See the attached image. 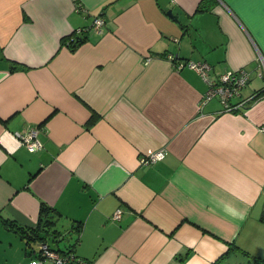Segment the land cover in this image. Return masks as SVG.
<instances>
[{"label": "crops", "instance_id": "obj_1", "mask_svg": "<svg viewBox=\"0 0 264 264\" xmlns=\"http://www.w3.org/2000/svg\"><path fill=\"white\" fill-rule=\"evenodd\" d=\"M95 16L101 30L71 49ZM169 53L247 69L231 99L244 104L199 109L206 82ZM262 90L264 0H0V264H50L1 220L35 227L41 202L70 234L57 248L91 264H212L231 246L220 264L264 257ZM30 127L42 149L17 138Z\"/></svg>", "mask_w": 264, "mask_h": 264}, {"label": "built area", "instance_id": "obj_2", "mask_svg": "<svg viewBox=\"0 0 264 264\" xmlns=\"http://www.w3.org/2000/svg\"><path fill=\"white\" fill-rule=\"evenodd\" d=\"M77 9L79 8L77 7ZM103 24L104 19L101 16H95L89 28H78L73 34L77 35L89 29L101 30ZM166 57L171 60L177 69L184 66L195 69L206 82L207 88L199 102V109L212 97L219 98L224 106V111L236 109L239 105L244 104L243 101L231 102L233 97L240 94L241 89L250 78V72L244 67L213 74L211 72L212 66L208 62L177 59L172 53L167 54ZM261 130H264V125L261 126ZM38 131V127H30L16 131L15 134L29 151H36L43 148V143L38 137ZM164 156L165 150L159 148L146 154H140L138 163L140 165H150L161 160ZM121 213L122 209L118 207L113 211L111 218L119 219ZM37 248L39 256L50 264H91V261L76 255L72 249L51 247L47 242H39Z\"/></svg>", "mask_w": 264, "mask_h": 264}, {"label": "trees", "instance_id": "obj_3", "mask_svg": "<svg viewBox=\"0 0 264 264\" xmlns=\"http://www.w3.org/2000/svg\"><path fill=\"white\" fill-rule=\"evenodd\" d=\"M200 10H201V6L200 4H198L197 11H200ZM82 40L83 38L81 36L72 33L65 37L64 42H66L67 45L70 46L71 49H74V47L77 44H79ZM257 94L258 95L264 94V90L257 92ZM93 120H94V116H92L88 120L87 124L91 125L93 123ZM59 217H61V213L58 210H56L53 207H50L44 202H41L39 206L38 221L35 227L21 225L12 218L2 217L1 220H2L3 225L7 229L15 231L20 237L26 239V245H28L29 247L30 242H33V241H36L38 243L47 242L46 235L49 230H50L53 240L56 241L57 237L60 235L61 232L53 227L56 225L57 219ZM259 220L264 222V207H262ZM75 227L77 228L78 231L80 230V224L76 225ZM235 247L231 246V249L228 248V250L224 254H222L219 258H217L212 264H220L222 261L226 259L230 250L234 249ZM241 251L243 254L247 256L246 264H264V257L258 256V255H251L245 250H241Z\"/></svg>", "mask_w": 264, "mask_h": 264}, {"label": "rangeland", "instance_id": "obj_4", "mask_svg": "<svg viewBox=\"0 0 264 264\" xmlns=\"http://www.w3.org/2000/svg\"><path fill=\"white\" fill-rule=\"evenodd\" d=\"M53 228H56L58 231H60L59 229L61 228H59V225H57V226H54ZM61 233H60V235L63 233V231H60ZM59 235V236H60ZM69 236H70V234H65V236H63V238L60 240V241H58V242H56V241H54L53 240V238H52V236H49L48 238H46V240H47V242H48V244L50 245V246H52V247H59V246H61L62 248H64L66 245H67V242H68V240H69ZM32 247H34L35 248V245L34 244H32ZM241 254V253H240ZM244 255L242 254V262H239V261H237V260H234L233 262H231L230 264H246V262H247V257H246V259L243 257Z\"/></svg>", "mask_w": 264, "mask_h": 264}, {"label": "water", "instance_id": "obj_5", "mask_svg": "<svg viewBox=\"0 0 264 264\" xmlns=\"http://www.w3.org/2000/svg\"><path fill=\"white\" fill-rule=\"evenodd\" d=\"M167 14H168L170 17H173V14H172L171 10H167ZM65 234H67V231L63 232L60 236H58L57 239H56V242L60 241V240L63 238V236H65ZM38 244H39V243H37V245H38ZM59 249H60V248H59Z\"/></svg>", "mask_w": 264, "mask_h": 264}, {"label": "flooded vegetation", "instance_id": "obj_6", "mask_svg": "<svg viewBox=\"0 0 264 264\" xmlns=\"http://www.w3.org/2000/svg\"><path fill=\"white\" fill-rule=\"evenodd\" d=\"M49 236H51L50 230L48 231L46 238H48Z\"/></svg>", "mask_w": 264, "mask_h": 264}]
</instances>
